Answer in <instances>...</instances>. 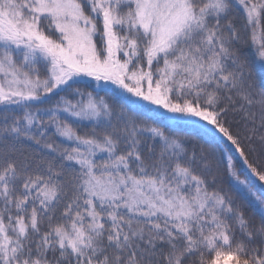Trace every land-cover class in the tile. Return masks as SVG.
<instances>
[{
	"label": "snow or ice",
	"instance_id": "snow-or-ice-1",
	"mask_svg": "<svg viewBox=\"0 0 264 264\" xmlns=\"http://www.w3.org/2000/svg\"><path fill=\"white\" fill-rule=\"evenodd\" d=\"M0 264H264V0H0Z\"/></svg>",
	"mask_w": 264,
	"mask_h": 264
}]
</instances>
